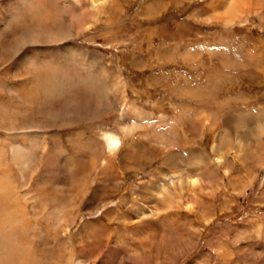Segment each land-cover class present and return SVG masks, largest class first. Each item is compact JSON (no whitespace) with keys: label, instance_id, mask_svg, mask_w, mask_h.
<instances>
[{"label":"rangeland","instance_id":"obj_1","mask_svg":"<svg viewBox=\"0 0 264 264\" xmlns=\"http://www.w3.org/2000/svg\"><path fill=\"white\" fill-rule=\"evenodd\" d=\"M190 1L0 0V264H264V8Z\"/></svg>","mask_w":264,"mask_h":264},{"label":"bare ground","instance_id":"obj_2","mask_svg":"<svg viewBox=\"0 0 264 264\" xmlns=\"http://www.w3.org/2000/svg\"><path fill=\"white\" fill-rule=\"evenodd\" d=\"M98 0H92L93 3H97ZM175 1V0H174ZM205 0H193L192 2H188L189 5L190 4H193V2H195L197 4L198 3H201ZM188 3H187V6L185 7L186 9H189L190 6H188ZM39 4V3H38ZM176 5V4H175ZM261 8H264V1L263 0H211L209 1L207 4H206V10H205V14L204 15H208L209 13V19H217L219 20L220 22H223V24H231V23H234L236 21H238V19H240L243 15L245 14H250V13H255L257 12L258 10H260ZM197 11V10H196ZM195 12V11H194ZM196 13V12H195ZM193 13V14H195ZM198 14V13H197ZM203 14V13H202ZM201 15V13H200ZM212 15V17H211ZM246 15V16H247ZM35 16V15H34ZM202 16V15H201ZM249 16V15H248ZM252 16V15H251ZM37 17V16H36ZM200 17V16H199ZM204 17V16H203ZM208 17V16H207ZM44 18V17H43ZM46 18V17H45ZM244 19V17H242ZM246 18V17H245ZM207 19V18H206ZM242 22L245 21L244 20H241ZM39 23V21H37ZM208 22V21H207ZM240 22V21H239ZM23 23V22H22ZM42 24V23H41ZM27 25V24H26ZM38 25V24H37ZM74 25V24H73ZM39 26V25H38ZM37 26V27H38ZM40 28V27H39ZM43 30V29H42ZM41 31V30H40ZM56 35V34H55ZM32 36V35H31ZM54 36V34H53ZM65 36V35H64ZM37 37V36H36ZM35 37V38H36ZM59 37V36H58ZM27 38V37H26ZM25 38V42L27 43L28 41H37V40H34L33 38L32 39H26ZM39 40V39H38ZM49 40V39H48ZM53 40V39H52ZM24 42V41H23ZM15 43V42H14ZM38 43V42H37ZM19 46V45H18ZM14 48V47H13ZM16 48V47H15ZM191 53V52H190ZM189 53V54H190ZM185 54V53H184ZM37 83V82H36ZM27 108V107H26ZM207 111V110H206ZM60 114V113H59ZM201 118H202V121L204 123V120L206 119V116H204L206 114L205 113H199ZM52 116V115H51ZM50 116V117H51ZM215 116V115H214ZM48 116V118H50ZM62 116H59V117H56L54 118L55 120L57 119H60ZM209 117V115H208ZM212 117V116H211ZM218 118H219V115H218ZM221 118V116H220ZM217 119V118H216ZM47 121H49L47 118H46ZM45 120V122H46ZM52 120V119H50ZM219 120V119H218ZM62 121V120H61ZM60 121V122H61ZM200 121V120H199ZM216 121V120H215ZM52 122V121H51ZM56 122V121H55ZM64 122V121H63ZM218 122V121H217ZM66 123V122H65ZM53 124V123H52ZM59 124V123H57ZM32 141V140H31ZM34 141V140H33ZM106 144H107V148L113 152H116V151H119L121 149V147L123 146V140L122 138L120 137V135L118 134H115V133H108L106 135ZM240 144H241V141L239 142L238 141V147L240 149H242L240 147ZM16 147V146H15ZM214 147V146H213ZM14 148V147H12ZM11 148V149H12ZM21 148V147H20ZM221 148V143L216 146V149H220ZM19 149V148H18ZM22 149V148H21ZM13 150V149H12ZM15 150V149H14ZM18 151V150H17ZM23 150H21L22 152ZM4 153V152H3ZM18 153V152H17ZM25 153V152H24ZM23 154V153H22ZM21 154V157L23 156ZM26 154V153H25ZM18 155V154H16ZM15 155V156H16ZM13 156V155H12ZM25 156V155H24ZM18 157V156H17ZM16 158V157H15ZM26 158V157H25ZM222 159V155H218L217 158H215L214 160L217 162V163H221L220 160ZM21 160V159H20ZM25 160V159H24ZM23 160V161H24ZM18 161H19V158H18ZM13 162L15 164H18L17 162V158L16 160H13ZM215 164V163H214ZM213 164V165H214ZM20 166V164H18ZM21 166H22V163H21ZM18 170H20V168L18 167ZM211 171V170H209ZM207 172V171H206ZM212 172V171H211ZM0 174H4L6 176V171L3 170L2 173ZM171 174H174L173 172H171ZM176 175V173H175ZM213 175V173H212ZM169 176V175H168ZM1 177V176H0ZM174 177V176H173ZM171 177V178H173ZM192 178V177H191ZM190 178V179H191ZM4 179V178H3ZM189 181L186 180V183L189 185L190 184H193L197 181H194V179H191ZM7 180V179H6ZM175 182H176V179H174ZM3 181V180H2ZM9 180H7L6 182L8 183L7 187L8 189H10L11 191L14 189V187L9 184ZM152 181V180H151ZM171 181V180H170ZM2 183V182H1ZM174 183V182H172ZM171 184V182L169 183ZM175 184V183H174ZM179 185H181V183H179ZM195 185V184H194ZM173 187V186H172ZM174 188V187H173ZM147 189L148 187H146L145 191H144V194L147 195ZM152 189V188H151ZM163 190H165V188H162ZM172 190V189H171ZM9 191V192H11ZM170 191V190H167V192ZM164 191H162L163 193ZM166 192V190H165ZM48 193V192H46ZM16 194V192H15ZM10 194L9 193H5L4 190L2 189V186L0 188V211H4L3 213L6 214V207L8 205V199L10 198L9 197ZM31 200V199H30ZM145 211L146 209L144 207H142ZM144 211V213H145ZM148 211V210H147ZM6 216V215H5ZM7 218V217H6ZM4 218L2 221H0V226H1V229H0V251L3 250L5 252V254H7V249L9 248V254H12V255H16L17 257H21L23 254H24V248H22V245L20 244V236L21 234L23 233V230L21 231H14V232H10L9 233V226L11 225L10 224V220L9 219H6ZM12 224L15 225L16 224V219H12ZM261 221V220H259ZM252 227V226H251ZM258 226H255L254 225V228L253 229H256L257 230ZM152 230V229H151ZM18 233H20L19 235H17ZM151 236V235H150ZM8 243V245H6ZM7 246V247H6ZM31 251H33L32 247L29 246V252L30 253ZM3 252V253H4ZM2 253V252H0ZM9 257V256H8Z\"/></svg>","mask_w":264,"mask_h":264}]
</instances>
